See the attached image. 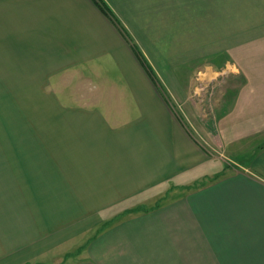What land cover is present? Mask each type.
I'll return each mask as SVG.
<instances>
[{
	"label": "crops",
	"instance_id": "1",
	"mask_svg": "<svg viewBox=\"0 0 264 264\" xmlns=\"http://www.w3.org/2000/svg\"><path fill=\"white\" fill-rule=\"evenodd\" d=\"M204 25L225 64L186 81L175 27ZM70 73L96 96L53 97L34 160L0 167V264H264V0H0V88Z\"/></svg>",
	"mask_w": 264,
	"mask_h": 264
},
{
	"label": "rangeland",
	"instance_id": "2",
	"mask_svg": "<svg viewBox=\"0 0 264 264\" xmlns=\"http://www.w3.org/2000/svg\"><path fill=\"white\" fill-rule=\"evenodd\" d=\"M224 11H219V17H225ZM177 29V35L183 37L186 41H180L177 43H170L171 47L181 48V50L174 52L175 63L177 61H184L182 58L183 54H186L187 61L182 63L186 66L185 71L188 74H183L184 80L193 81L194 73L199 68L203 71L208 70L209 66L218 67L223 65L225 61V43L227 37V29L230 30L229 26H186V27H175ZM232 31L234 39L236 33L240 30V27H233ZM200 39V40H199ZM217 40V42H215ZM175 44V45H174ZM177 45V46H176ZM184 51V52H183ZM186 51V52H185ZM190 70H193L189 73ZM199 75V74H198ZM91 82H96L95 73L91 75ZM199 77V76H198ZM39 81V80H37ZM86 74L81 73H70L62 74L51 79L49 87L39 89V86H43L44 83L27 82L26 89H10L3 90L0 88V167L4 162H17L20 160L29 161L25 159V152L32 151L31 157H34V146L35 137H43L42 132L44 122L40 121L45 118L48 119L49 115L53 112L55 106L53 104V97L61 99H80L82 97L96 96V90L92 91L90 86L92 85ZM2 83H0V86ZM55 103V102H54ZM32 148V150H31ZM244 150V151H243ZM252 147L248 148H237L231 153L219 148L217 156L219 162H224L225 166L234 165V163L241 164L246 158L251 155ZM20 153L22 158L20 159ZM30 157V158H31ZM44 157L49 158L46 153L38 155V160L42 161ZM31 159L30 161H33ZM235 168V167H230ZM0 170V175H1ZM11 188V187H10ZM8 186H3L0 176V213L7 209H12V205L20 202L9 201V196L5 195L9 192ZM50 204L51 203H47ZM57 210L64 209L63 204L53 202ZM23 208V207H22ZM20 208V209H22ZM4 212V213H7ZM63 211H56V213H62ZM87 236H92L89 234ZM85 238V237H84ZM83 237L74 235L73 243L77 245V242L82 241ZM72 248L67 251L74 250ZM33 264V263H31Z\"/></svg>",
	"mask_w": 264,
	"mask_h": 264
},
{
	"label": "trees",
	"instance_id": "3",
	"mask_svg": "<svg viewBox=\"0 0 264 264\" xmlns=\"http://www.w3.org/2000/svg\"><path fill=\"white\" fill-rule=\"evenodd\" d=\"M100 5V7L102 8V5L101 4H99ZM104 9V8H103ZM105 10H107L106 8H105ZM136 51V50H135ZM137 52V56H138V58L141 60V62H142V64L146 67V68H148V70L150 69V66L148 65V63L145 61V59L141 56V54H140V51L139 50H137L136 51ZM150 71V70H149ZM150 74H151V71H150ZM153 77H154V75L153 74H151Z\"/></svg>",
	"mask_w": 264,
	"mask_h": 264
}]
</instances>
